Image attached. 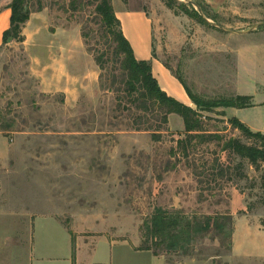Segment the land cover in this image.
Listing matches in <instances>:
<instances>
[{"label": "rangeland", "instance_id": "obj_1", "mask_svg": "<svg viewBox=\"0 0 264 264\" xmlns=\"http://www.w3.org/2000/svg\"><path fill=\"white\" fill-rule=\"evenodd\" d=\"M112 1L146 12L153 56L193 94L256 101L199 113L205 134L252 142L231 117L264 131V0H171L172 8L167 0ZM10 2L0 0V15ZM96 4L29 0L23 41H0L8 152L0 160V253L71 263L70 232L80 264H151L131 245H143L159 207L190 218L230 214L237 228L231 238L211 230L187 248L159 249L166 264H264V163L254 167L216 139H185L180 116L164 122L163 109L127 94L122 57ZM15 210L29 213L27 229Z\"/></svg>", "mask_w": 264, "mask_h": 264}, {"label": "trees", "instance_id": "obj_2", "mask_svg": "<svg viewBox=\"0 0 264 264\" xmlns=\"http://www.w3.org/2000/svg\"><path fill=\"white\" fill-rule=\"evenodd\" d=\"M95 1H97L95 11L101 17L106 31L112 37L117 55L122 57L120 66L126 75L125 90L127 94L133 96L135 101H139L141 107L151 105L163 109L164 122H167L168 114L172 113L180 116L184 125L185 139L201 138L204 141H206V138L208 140L216 139L219 143H222V151L247 159L254 167L264 163V134L262 132L253 131L238 118L231 117L228 119L230 126L239 130L247 138L253 139L252 142L244 143L239 138H226L219 133L205 134L201 120L202 116L199 114L219 107L236 109L252 107L251 96L235 95L228 98L205 100L189 91L181 80L180 83H182L188 97L196 107L192 108L169 96L162 90L153 75L151 62L138 60L135 57L132 46L122 31L120 20L114 12L111 0ZM172 3L173 1L167 0L166 5L172 8ZM7 8L10 10L9 25L1 34V44L5 45L13 40L22 42V28L29 20L31 13L29 0H11ZM187 13L206 23V19L196 10L191 9ZM96 61L99 64V61ZM153 137L155 136L153 135ZM185 141L177 140V144L183 146ZM233 228V220L230 214L204 215L201 218L193 216L190 218L181 212H169L158 207L154 209L149 222L145 225L143 245H140L138 249L150 250L154 255H160L159 249L167 251L187 248L193 238L211 230L218 235L226 234L227 238H231ZM73 247L75 249V244H73Z\"/></svg>", "mask_w": 264, "mask_h": 264}, {"label": "crops", "instance_id": "obj_3", "mask_svg": "<svg viewBox=\"0 0 264 264\" xmlns=\"http://www.w3.org/2000/svg\"><path fill=\"white\" fill-rule=\"evenodd\" d=\"M112 6L114 9V12L117 16V18L120 20L122 31L125 35V37L128 39L130 44L132 45V49L134 51V55L138 60H148L151 62L152 65V72L155 78L157 79L160 87L162 90H164L169 96L174 97L175 99L187 104L188 95L182 86V84L178 81V79L172 74V71H170L168 68H166L159 59L155 58L153 56V35L151 32V26H150V20L146 15V12L143 9H129L127 8L123 3H114L112 1ZM9 16H10V10L7 9V11H4L0 15V41H1V34L2 32L8 27L9 25ZM254 96V101H255ZM254 105H257L256 101L253 102ZM264 104V101L263 103ZM258 131V130H256ZM264 133V131H260ZM0 137L4 140L3 136L0 133ZM4 145H1L0 147V160L4 159L8 152H6L5 146V140L3 141ZM15 215L12 216L13 219L25 224V228H28V221H29V213H21L18 214L17 210H15ZM35 217L33 218V227L35 223ZM11 219V218H10ZM49 219H53L60 224H63L60 220H58V217L56 216H49ZM82 219V218H81ZM90 219V218H88ZM237 226V223H236ZM234 230L235 229L234 226ZM235 232V231H234ZM71 236V263L67 264H80L78 262V256L76 253V248L74 249L73 244L76 245V241L74 240L73 243V237L72 234L69 232ZM235 234V233H234ZM78 237H76L77 240ZM12 240V239H11ZM13 241V240H12ZM76 247V246H75ZM139 243L132 244L131 249L135 253H146L150 257L151 264H166V261L163 256L160 255H154L152 251L150 250H139ZM33 255H29V253H26V256L20 254V255H14L13 252H10L8 254L6 253H0V264H13L14 261H16L15 264H34V257ZM29 257L33 260L29 262ZM36 264H42V259H37ZM93 264V263H91Z\"/></svg>", "mask_w": 264, "mask_h": 264}, {"label": "water", "instance_id": "obj_4", "mask_svg": "<svg viewBox=\"0 0 264 264\" xmlns=\"http://www.w3.org/2000/svg\"><path fill=\"white\" fill-rule=\"evenodd\" d=\"M209 21V20H208ZM192 108H195L196 107V105H194V104H192V105H190Z\"/></svg>", "mask_w": 264, "mask_h": 264}]
</instances>
